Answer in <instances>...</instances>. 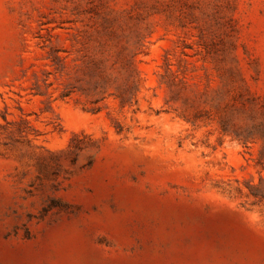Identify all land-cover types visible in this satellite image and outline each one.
Returning a JSON list of instances; mask_svg holds the SVG:
<instances>
[{"label": "rangeland", "instance_id": "1", "mask_svg": "<svg viewBox=\"0 0 264 264\" xmlns=\"http://www.w3.org/2000/svg\"><path fill=\"white\" fill-rule=\"evenodd\" d=\"M0 264H264V0H0Z\"/></svg>", "mask_w": 264, "mask_h": 264}]
</instances>
